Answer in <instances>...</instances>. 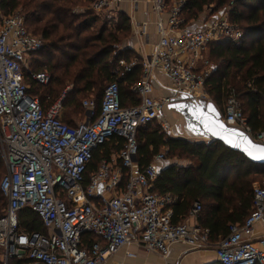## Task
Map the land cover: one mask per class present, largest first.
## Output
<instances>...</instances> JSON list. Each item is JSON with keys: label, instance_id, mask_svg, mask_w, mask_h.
Instances as JSON below:
<instances>
[{"label": "built area", "instance_id": "1", "mask_svg": "<svg viewBox=\"0 0 264 264\" xmlns=\"http://www.w3.org/2000/svg\"><path fill=\"white\" fill-rule=\"evenodd\" d=\"M121 2L93 0L91 8L104 17H116ZM149 2L158 36L151 52L140 59V80L131 86L140 102L121 107L118 84L111 81L103 89L99 112L93 98L83 99L84 117L74 125L62 120V100L69 87L47 108L28 93L24 72L37 84L50 80L48 71H33L28 60L43 47V39L26 28L19 10L8 15L0 11V157L5 166L0 191L6 200L0 216V254L5 263L16 257L26 258L25 264H106L120 249L134 244L145 252H159L163 264H175L166 259L169 246L183 242L191 249L214 247L221 264H264V235H253L256 225L264 222V180L253 185L252 208L244 223L230 225L225 237L212 242L209 230L198 222L172 220L174 198L169 192L151 190L164 152L145 166L136 159L139 127L158 119L179 98L211 101L204 90L211 69L203 54L212 43H239L245 32L229 20L228 8L188 26L182 16L185 0ZM135 25L133 35L141 37L146 24ZM138 62L135 56L118 58L115 71L122 76ZM156 72L170 82L163 97L152 96ZM228 93L222 121L264 144V129L253 132L235 91ZM160 125L171 130L166 120ZM113 137L122 140L119 149L102 157L85 183L93 152ZM25 207L39 216L47 234L19 229L18 212ZM200 211V203H193L191 218L197 220ZM88 232L98 240L82 247L81 235Z\"/></svg>", "mask_w": 264, "mask_h": 264}, {"label": "trees", "instance_id": "2", "mask_svg": "<svg viewBox=\"0 0 264 264\" xmlns=\"http://www.w3.org/2000/svg\"><path fill=\"white\" fill-rule=\"evenodd\" d=\"M93 0H0V11L8 15L19 10L25 16V26L43 39V47L28 56L33 71L46 70L50 80L46 85L34 82L28 73L23 81L30 85L28 93L39 98L43 108L63 92V85L71 81L77 85L76 100L70 94L62 100V120L74 125V119L83 110L81 101L94 95L95 110L99 112L104 87L116 81L121 107L140 102V96L131 86L141 78V62L122 76L116 71V60L133 58L134 53L123 51L120 41L130 31L128 17L116 11L118 22L114 29L92 8ZM210 7L211 15L228 8L229 20L243 30L239 43L216 42L207 48L211 72L204 90L213 104L223 113L230 89L236 93L247 123L253 132L264 129V0H185L186 20H197L203 9ZM81 9V10H79ZM210 16V14H209ZM136 57V56H135ZM59 69V72L58 70ZM140 166L147 165L153 156L164 152L165 158L185 159L192 166L169 165L154 181L152 191L169 192L174 198L171 208L180 222L193 203L201 205L197 218L209 230L212 242L228 234L229 226L243 224L250 214L253 183L264 179V164H256L242 153L219 141L180 138L163 129L158 119L141 126L136 132ZM114 142H118L115 144ZM122 140L111 138L101 144L88 162L85 183L96 170L102 157L109 158ZM0 166L4 168L0 157ZM5 172L0 170V179ZM262 180V179H261ZM126 182L123 178L121 185ZM0 191V216L5 212L6 200ZM19 229L24 232L47 234L39 216L30 208L18 212ZM98 237L92 233L81 235L82 247H90ZM26 258L12 257L7 264H25ZM0 264H4L0 260ZM221 264V263H220Z\"/></svg>", "mask_w": 264, "mask_h": 264}, {"label": "crops", "instance_id": "3", "mask_svg": "<svg viewBox=\"0 0 264 264\" xmlns=\"http://www.w3.org/2000/svg\"><path fill=\"white\" fill-rule=\"evenodd\" d=\"M119 12L124 13L130 23L129 38L120 44V49L123 51L129 50L134 53V55L141 59L151 52L154 47V43L157 40V26H156V15L153 13L151 4L149 0H136V2L131 3L130 0H122L118 8ZM208 17V16H207ZM210 18V17H209ZM205 19L198 18L197 20H192L188 25H199ZM146 24V31L141 37H135L133 35L135 24ZM207 53L204 52V54ZM203 54V56H204ZM153 97H163L168 94V87L170 82L164 75L160 72L155 73V78L152 82ZM159 122L161 120H166L171 125V134L175 137L188 138V129L186 123L182 119L176 108L166 107L163 113L158 118ZM76 121V118L74 119ZM189 139V138H188ZM191 139V138H190ZM193 139V138H192ZM208 141L204 137L196 138V140ZM194 163L185 159L174 158H164L162 161L157 163V168L161 170L169 165L178 166H192ZM174 203V202H173ZM172 205V204H171ZM172 211V220L175 218ZM177 222V221H176ZM180 222H185L192 224L193 222H198L190 216V210L187 215L181 219ZM255 238L264 235V222L258 223L254 229L253 233ZM169 261L175 264H220L218 261L214 247H207L201 249H191L183 242L171 243L168 250L167 258ZM0 260H3L0 254ZM165 259L157 251L145 252L134 244L127 245L120 249L116 254H114L106 264H163ZM8 262V261H7Z\"/></svg>", "mask_w": 264, "mask_h": 264}, {"label": "water", "instance_id": "4", "mask_svg": "<svg viewBox=\"0 0 264 264\" xmlns=\"http://www.w3.org/2000/svg\"><path fill=\"white\" fill-rule=\"evenodd\" d=\"M179 99L168 107L176 108L181 115L189 132L188 138L196 140L204 137L208 141H219L242 153L251 162L264 164V144L252 140L244 131L224 123L222 113L212 101L188 102Z\"/></svg>", "mask_w": 264, "mask_h": 264}, {"label": "rangeland", "instance_id": "5", "mask_svg": "<svg viewBox=\"0 0 264 264\" xmlns=\"http://www.w3.org/2000/svg\"><path fill=\"white\" fill-rule=\"evenodd\" d=\"M79 10H81V9H79ZM16 11H18V9L16 10ZM211 9H210V7H208V8H205L204 7V9H203V12L200 14V18H202V19H207V18H209V17H211V16H214V14L213 15H211ZM209 14H210V16H209ZM182 16L183 17H186V13L185 12H183V14H182ZM208 16V17H207ZM104 17V16H103ZM105 18H106V20H107V27L109 28V29H114V27H115V25H116V23L118 22V16H116V17H114V16H111V15H109V16H105ZM192 22H194V21H192ZM190 23V21H187L186 20V24L188 25ZM188 26H191V25H188ZM195 27V26H194ZM129 33H128V35H125L124 36V38L120 41V43H119V46H120V44L123 42V41H125L127 38H129ZM203 60L206 62V68H212L211 67V65L209 64V62H208V58H207V53H205L204 54V56H203ZM58 70V72H59V69H57ZM66 87H69V91H68V94H70L72 97H74L76 100H78V98L80 99L82 96H84V95H77L78 93H77V85H75L74 83H72L71 81H66L65 83H64V85H63V87H62V89L64 90ZM97 92L96 91H94L92 94L93 95H90L88 98H93V99H95L96 100V97L94 96L95 94H96ZM81 114H79L78 116H76L75 118H76V120H81V119H83V117H84V110H81ZM170 134H171V130L170 131H168ZM172 135V134H171ZM3 161V160H2ZM3 165H4V163H3ZM4 168H5V166H4ZM4 168L2 167V166H0V170L3 172L4 171ZM264 180L263 178H257V180L253 183V185L255 184V183H259V182H261L262 180ZM2 197V196H1ZM3 198V197H2ZM1 255H3V254H1Z\"/></svg>", "mask_w": 264, "mask_h": 264}]
</instances>
